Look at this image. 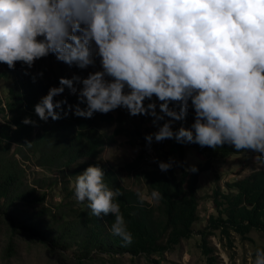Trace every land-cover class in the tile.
Listing matches in <instances>:
<instances>
[{
  "label": "clouds",
  "instance_id": "9594fccd",
  "mask_svg": "<svg viewBox=\"0 0 264 264\" xmlns=\"http://www.w3.org/2000/svg\"><path fill=\"white\" fill-rule=\"evenodd\" d=\"M49 55L79 69L98 62L99 70L49 86L33 106L41 121L120 108L151 117L156 130L144 135L149 150L166 139L214 151L227 144L264 162V0H0V65L31 69ZM36 76L43 72L33 83ZM65 89L76 104L54 99ZM190 108V126L174 129ZM153 162L165 173L177 163ZM105 176L99 164L77 172L74 199L91 216L111 214L109 233L127 247L133 235L117 202L122 193ZM137 196L144 199L139 190ZM151 197L159 201L162 194L153 190ZM250 264H264V247Z\"/></svg>",
  "mask_w": 264,
  "mask_h": 264
},
{
  "label": "trees",
  "instance_id": "16d2710c",
  "mask_svg": "<svg viewBox=\"0 0 264 264\" xmlns=\"http://www.w3.org/2000/svg\"><path fill=\"white\" fill-rule=\"evenodd\" d=\"M25 71L29 74L25 75ZM7 72L12 84L7 101H0V218L14 231L25 233L61 254L71 250L72 258L78 263L101 254L114 258L128 253L133 257L159 256L160 259L166 251L190 237L193 225L200 220L199 175L211 170L216 159L245 153L235 152L227 144L214 151L207 146L173 141L168 151L175 153L186 146L202 158L204 166L195 173L185 171L186 162L166 173L156 166L144 168L139 164L109 167L99 157L111 137L106 130L113 123L110 114L96 113L86 119L69 111L59 120L41 121L33 106L54 83H46L39 76L33 83L32 76L36 74L22 68L19 62L15 70L7 68ZM65 93L54 99L66 98L68 104L77 103L75 95H70L67 89ZM25 117H30L35 125L23 124ZM192 121L190 108L186 119L177 121V127L181 123L188 127ZM26 142L31 145H25ZM90 164H99L105 170L109 188H118L122 193L117 202L133 235L130 246L122 247L119 237L110 235L111 214L91 216L86 205L74 199L71 184L75 175ZM176 169L180 170V176ZM131 170L139 172L151 192L158 190L162 194L157 209L122 186L123 173ZM55 188H59L62 196L58 203L52 204L47 199ZM224 189L216 186L211 196H207L215 211L209 222L222 231L264 233V170L225 184ZM154 263L159 264L158 260Z\"/></svg>",
  "mask_w": 264,
  "mask_h": 264
},
{
  "label": "rangeland",
  "instance_id": "374dc122",
  "mask_svg": "<svg viewBox=\"0 0 264 264\" xmlns=\"http://www.w3.org/2000/svg\"><path fill=\"white\" fill-rule=\"evenodd\" d=\"M27 70L33 74L43 72V76H39L41 80L58 85L60 77L71 78L73 74L86 77L88 72L99 70V64L97 62L95 68L89 66L86 69H79L76 66L69 67L57 61L53 55H49L37 60L34 66ZM11 84L12 80L7 72V66L0 65V101H7L8 88ZM157 111H159L158 108ZM108 114L113 118L111 126L106 128L111 137L99 157L107 166L126 168L139 164L144 168L158 167L157 163L153 162V158L166 161L169 157L174 158L177 162L174 165L175 168L183 162H186V168L191 165H195L197 168L204 166L202 158L186 146L175 153L168 151V145L174 141L172 139H166L159 143L153 142L151 150H149L145 146L144 135L156 130L151 123V117L129 116L124 109L120 108L110 111ZM165 119L169 118L165 117ZM0 121H2L1 113ZM177 124L174 122L172 127L178 128ZM141 157L143 158L140 159ZM262 170H264V164L255 160L251 151L214 160L212 169L202 172L198 177L197 194L200 199L197 212L200 218L199 222L193 225V233L190 237L181 240L178 245L166 251L160 259L159 256L147 258L138 255L133 257L128 253L116 255L114 258L101 254L92 260L78 263L72 258L71 250L61 254L25 233L14 231L5 219L0 218V264H156L154 263L156 260L159 264H250L255 249L264 247V233L253 230L248 233H240L232 229L222 231L216 228L208 219L209 216L215 214V211L211 199L207 196H211L212 190L216 186L225 190V184L242 180L252 173ZM176 171L180 176V170L176 169ZM123 174H125V179L122 186L125 190L135 195L139 190L144 197L143 200L153 209H157L159 201L152 199L151 190L139 172L131 170V172L125 171ZM61 196L59 188H55L47 200L52 204L58 203Z\"/></svg>",
  "mask_w": 264,
  "mask_h": 264
}]
</instances>
